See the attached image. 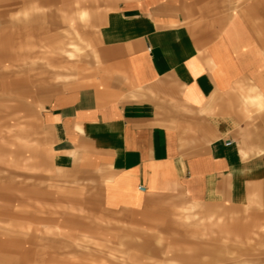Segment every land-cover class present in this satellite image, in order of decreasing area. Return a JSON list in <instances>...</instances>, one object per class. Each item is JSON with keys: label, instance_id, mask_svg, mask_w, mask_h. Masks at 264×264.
Listing matches in <instances>:
<instances>
[{"label": "crops", "instance_id": "1", "mask_svg": "<svg viewBox=\"0 0 264 264\" xmlns=\"http://www.w3.org/2000/svg\"><path fill=\"white\" fill-rule=\"evenodd\" d=\"M77 2L61 11L67 33L79 36V21L92 14L101 53L47 98L52 168L92 176L110 210H147L177 196L246 202L264 177L257 8L250 25L245 12L218 0H100L91 10ZM68 45L73 55L78 45ZM16 129L24 138L25 128ZM33 228L0 223L4 234Z\"/></svg>", "mask_w": 264, "mask_h": 264}, {"label": "rangeland", "instance_id": "2", "mask_svg": "<svg viewBox=\"0 0 264 264\" xmlns=\"http://www.w3.org/2000/svg\"><path fill=\"white\" fill-rule=\"evenodd\" d=\"M77 1L0 0V223L34 227L0 233V264H264V177L241 204L177 196L133 211L106 208L92 176L52 168L47 98L101 53L92 14L79 21V36L67 33L61 11ZM217 5L245 12L250 25L257 8L264 25V0ZM71 41L73 55L64 51ZM46 86L54 89L47 97ZM16 128H25L24 138ZM54 225L62 233L45 232Z\"/></svg>", "mask_w": 264, "mask_h": 264}, {"label": "built area", "instance_id": "3", "mask_svg": "<svg viewBox=\"0 0 264 264\" xmlns=\"http://www.w3.org/2000/svg\"><path fill=\"white\" fill-rule=\"evenodd\" d=\"M228 143H230V141H228Z\"/></svg>", "mask_w": 264, "mask_h": 264}]
</instances>
